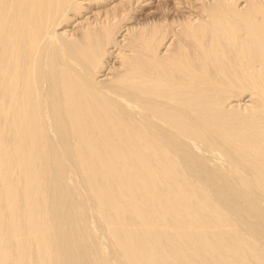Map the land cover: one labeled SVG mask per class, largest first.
<instances>
[{
	"label": "bare ground",
	"instance_id": "obj_1",
	"mask_svg": "<svg viewBox=\"0 0 264 264\" xmlns=\"http://www.w3.org/2000/svg\"><path fill=\"white\" fill-rule=\"evenodd\" d=\"M152 1L0 0V264H264V0Z\"/></svg>",
	"mask_w": 264,
	"mask_h": 264
},
{
	"label": "rangeland",
	"instance_id": "obj_2",
	"mask_svg": "<svg viewBox=\"0 0 264 264\" xmlns=\"http://www.w3.org/2000/svg\"><path fill=\"white\" fill-rule=\"evenodd\" d=\"M166 2H167V1H166ZM152 3H153V4H152L150 7H148V8L145 9V14H147V12H148V13H151L153 9H157V8H159V5L157 4V0H153ZM156 6H157V7H156ZM150 10H151V11H150ZM142 15H143V17L146 16V15H144V14H142Z\"/></svg>",
	"mask_w": 264,
	"mask_h": 264
}]
</instances>
